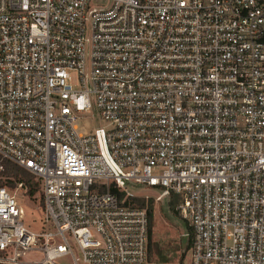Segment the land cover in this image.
<instances>
[{
    "label": "built area",
    "instance_id": "1",
    "mask_svg": "<svg viewBox=\"0 0 264 264\" xmlns=\"http://www.w3.org/2000/svg\"><path fill=\"white\" fill-rule=\"evenodd\" d=\"M3 162L50 227L0 184V263L264 264V0H0ZM133 184L178 198L182 261L150 256Z\"/></svg>",
    "mask_w": 264,
    "mask_h": 264
},
{
    "label": "rangeland",
    "instance_id": "2",
    "mask_svg": "<svg viewBox=\"0 0 264 264\" xmlns=\"http://www.w3.org/2000/svg\"><path fill=\"white\" fill-rule=\"evenodd\" d=\"M81 127L87 130L99 127L101 121L97 113H94V117L91 119L82 118L79 122ZM4 163V169H0V184L6 185L16 196L20 204L25 209V221L26 224L30 226L36 232H42L47 227H50L45 220L43 211V195L41 191L40 184L37 178L32 175L29 171L19 172V178L23 179L26 184L20 187L19 182H16L14 186H10L7 181L9 179L15 180L13 176H8L6 165ZM36 188L33 195L30 194V185ZM131 191L135 194V198H141L146 201L145 208L150 206L153 202V215L151 222V236L152 242L150 247V256L154 260H168L173 262L182 261V258L187 254L185 249L187 246L188 237L186 233L189 231V224L184 221L177 210L174 212L172 208L169 207L168 197H164L158 200L160 194L159 190H155L146 185L133 184ZM133 197V198H134ZM131 203L132 199H128ZM173 209L177 207L179 200L176 199L174 203L170 202ZM139 205L135 203V206ZM26 260H39L41 259L40 253H30L23 257Z\"/></svg>",
    "mask_w": 264,
    "mask_h": 264
},
{
    "label": "trees",
    "instance_id": "3",
    "mask_svg": "<svg viewBox=\"0 0 264 264\" xmlns=\"http://www.w3.org/2000/svg\"><path fill=\"white\" fill-rule=\"evenodd\" d=\"M8 165H6V169H7V173H8V176H13L15 178V180H11L9 179V181H7V183L12 187L16 184V182H23L24 184H26V182L23 181V179L19 178V172L20 171H23V172H27L25 169H23L22 167L16 165V164H13L11 162H7ZM30 185V194L33 195L36 191V188L33 187L31 184ZM113 191L118 195L119 199L122 200L124 197H125V192L124 191H121L117 188H114ZM133 201H131V205H135V203H138L139 205H136L138 207H141V208H145L146 206V201L144 199H141V198H131ZM168 199H169V207L172 208V210L174 212H176V209L174 208L173 209V205H171L170 202L174 203L176 201V199H178L175 195H170L168 196ZM173 206V207H171ZM152 207H153V202L150 203V206L147 209V212H148V217H149V245L151 246V242H152V236H151V222H152V215H153V211H152ZM184 220V219H183ZM191 244H192V240H191V237H188V240H187V246H186V249H185V253L190 249L191 247ZM149 253H150V247H149ZM151 254V253H150ZM0 264H6V263H0Z\"/></svg>",
    "mask_w": 264,
    "mask_h": 264
}]
</instances>
